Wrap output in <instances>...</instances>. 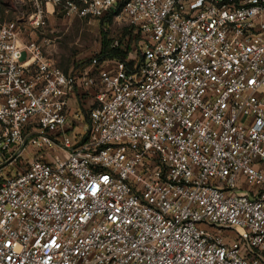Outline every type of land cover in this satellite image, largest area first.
Returning <instances> with one entry per match:
<instances>
[{"label": "built area", "instance_id": "2783aa9c", "mask_svg": "<svg viewBox=\"0 0 264 264\" xmlns=\"http://www.w3.org/2000/svg\"><path fill=\"white\" fill-rule=\"evenodd\" d=\"M57 15L127 57L67 74ZM0 264H264V0H0Z\"/></svg>", "mask_w": 264, "mask_h": 264}, {"label": "rangeland", "instance_id": "374dc122", "mask_svg": "<svg viewBox=\"0 0 264 264\" xmlns=\"http://www.w3.org/2000/svg\"><path fill=\"white\" fill-rule=\"evenodd\" d=\"M101 27L109 33L111 39H128L132 43L129 35L132 29L123 21L102 23L64 15L50 18L46 33L43 37L40 36L39 41L44 42V54L56 67L67 74H74L88 68L92 59L99 55ZM5 177L10 176H2L3 179Z\"/></svg>", "mask_w": 264, "mask_h": 264}, {"label": "trees", "instance_id": "16d2710c", "mask_svg": "<svg viewBox=\"0 0 264 264\" xmlns=\"http://www.w3.org/2000/svg\"><path fill=\"white\" fill-rule=\"evenodd\" d=\"M110 21H113V16H109L101 20L100 22L105 23V22H110ZM129 33H130L129 35H132V30H130ZM100 36H101V49H100L99 55L97 56L98 58L100 59L118 58V59L125 60V58L127 57V52L121 49L113 48L112 44L115 39H111L109 36V33L105 31L102 27L100 31Z\"/></svg>", "mask_w": 264, "mask_h": 264}]
</instances>
